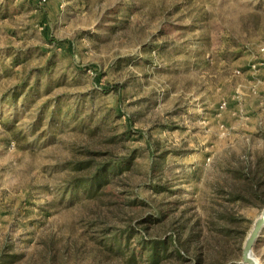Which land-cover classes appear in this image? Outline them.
<instances>
[{
    "label": "rangeland",
    "instance_id": "1",
    "mask_svg": "<svg viewBox=\"0 0 264 264\" xmlns=\"http://www.w3.org/2000/svg\"><path fill=\"white\" fill-rule=\"evenodd\" d=\"M263 209L264 0H0V264H241Z\"/></svg>",
    "mask_w": 264,
    "mask_h": 264
},
{
    "label": "water",
    "instance_id": "2",
    "mask_svg": "<svg viewBox=\"0 0 264 264\" xmlns=\"http://www.w3.org/2000/svg\"><path fill=\"white\" fill-rule=\"evenodd\" d=\"M264 228V209L260 215V217L253 224V228L245 240V243L242 248L241 254V264H256L254 259L251 257L252 249L258 240L262 230Z\"/></svg>",
    "mask_w": 264,
    "mask_h": 264
},
{
    "label": "trees",
    "instance_id": "3",
    "mask_svg": "<svg viewBox=\"0 0 264 264\" xmlns=\"http://www.w3.org/2000/svg\"><path fill=\"white\" fill-rule=\"evenodd\" d=\"M111 171H112L111 169L107 171L106 168L105 169L104 168H99L97 170V175H99L100 173H102V175H100L99 179L106 180V178L108 177V175L110 174ZM106 172H108V173H106ZM93 180L96 181L97 180V176Z\"/></svg>",
    "mask_w": 264,
    "mask_h": 264
}]
</instances>
